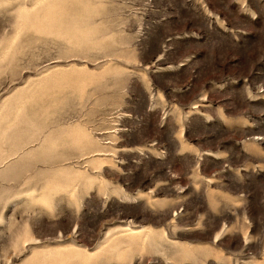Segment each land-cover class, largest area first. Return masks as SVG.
<instances>
[{
	"label": "rangeland",
	"instance_id": "374dc122",
	"mask_svg": "<svg viewBox=\"0 0 264 264\" xmlns=\"http://www.w3.org/2000/svg\"><path fill=\"white\" fill-rule=\"evenodd\" d=\"M0 264H264V0H0Z\"/></svg>",
	"mask_w": 264,
	"mask_h": 264
}]
</instances>
